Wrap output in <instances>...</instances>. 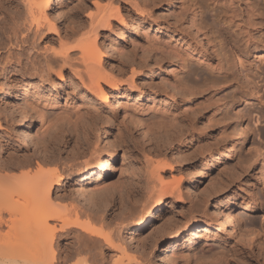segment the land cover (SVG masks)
Masks as SVG:
<instances>
[{
    "label": "rangeland",
    "instance_id": "1",
    "mask_svg": "<svg viewBox=\"0 0 264 264\" xmlns=\"http://www.w3.org/2000/svg\"><path fill=\"white\" fill-rule=\"evenodd\" d=\"M93 1L55 0L57 5L50 7V13L56 17L57 8L62 4L64 8L61 10L65 12L79 8L80 12L84 11L79 20L82 19L87 29V14L94 12ZM21 2L18 6L15 1L0 0V17L4 11L11 14L19 9L24 13ZM111 2L120 5L125 22L114 19L112 30H107L109 42H123L120 45L123 54L106 47L101 35L106 30L99 29L98 41L106 51L103 65L120 80L119 90L103 83L109 97L108 104L82 85L75 74L77 68L74 71L64 68L62 78L53 72L51 81H42L37 76H26L24 79L12 72L0 77V117L4 127L0 132H6L5 139L12 143L11 146L23 149L20 153L28 160L32 159L27 168L24 167L25 170L21 167V172L18 169L12 171L21 176L22 171L29 172L31 177L39 171L36 161L43 157H35L37 149L33 143L39 138V144L42 138L39 147L42 146L40 150L43 149L44 154H49L51 150H58L59 153L56 163H44V169L50 172L57 169L64 175L63 185L56 186L55 191L60 195H69L72 191L76 196L74 189L89 194L85 189L94 188V179L102 173L98 170L99 162L113 156V160L110 159L112 165L108 166L113 168L111 176L103 182L108 183L110 192L107 195L120 191L123 196L118 204L120 209L117 204L115 208L111 203L103 211L106 214L105 225L110 224L106 225L109 228L103 225V231H113L111 234L114 233L115 243L126 245L127 252L135 256L131 264H162L161 257L165 255L164 251L173 241L176 231L183 234L171 264H217L219 256L223 257V264H264V254L259 251L257 238L253 239L247 232L255 228L254 232L258 231L264 237V159L258 157L255 149L257 142L254 143L264 138V88H260L264 84V46L257 48L258 43L255 42L264 38V0H104L106 4ZM62 15L58 18L59 22H63ZM192 22L200 30L192 26ZM10 26L8 23L0 24V30L6 28V37L10 34ZM12 47L13 52H19L16 44ZM79 53L73 54L76 59L74 64L82 68L81 60L77 59ZM255 54H258L257 57ZM130 61L135 62L134 66ZM132 68L136 71L133 76ZM116 97L127 101L129 108L144 119L143 125H148V128L145 127L150 130L148 134L151 136L147 134L149 140L141 138L140 132L123 118L116 107ZM28 103L31 106H26ZM24 135L31 137L28 144L23 143L26 139ZM158 162L165 163L160 173L166 186L181 180L182 197L179 200L171 192H164L162 202L158 201V195L163 193L158 191L162 185L151 175L153 166ZM92 169L93 174L90 173ZM73 197L61 201L72 204ZM77 203L80 206L84 204L83 201L82 204L80 201L74 204L78 206ZM160 203L162 215L137 232V222L157 212ZM217 204L226 205L225 208L239 221L242 231L247 233L241 232L238 237L225 227L223 239L195 238L200 223L208 221L206 224L212 227L209 228L215 230L209 217L213 215L212 219L217 220L213 212ZM115 211L124 212L123 215L127 216L124 223L121 222L122 226L117 223L121 220L116 219L110 227L109 220ZM4 213L2 216L7 218L9 214ZM94 222L92 226L99 229L102 223L96 221L100 223L99 227ZM50 223L58 227V222ZM39 224H36L38 228L33 224L38 232L32 228L26 230L41 235H37V239L45 235L39 232L42 228ZM186 225L188 231H184ZM20 227L11 230L17 235L20 230H16ZM6 229V226L1 227V238L4 234L1 230L6 232ZM70 233H61L57 237L54 246L59 249H56L59 257L66 254L67 244L76 243L74 240L77 239L76 245H79L77 232ZM24 235V240L28 242L26 237L29 233ZM130 237H133L132 241ZM13 238L11 240L14 241ZM191 239H197L192 247ZM94 246L89 245V248L92 247L88 248L91 255H99L102 249L109 261L114 252L119 253L110 250L113 253L108 254L107 245L104 248L96 245L98 252ZM88 249L73 257L71 262H66H75L77 256H91L85 253L89 252ZM105 260V264L112 263Z\"/></svg>",
    "mask_w": 264,
    "mask_h": 264
},
{
    "label": "bare ground",
    "instance_id": "2",
    "mask_svg": "<svg viewBox=\"0 0 264 264\" xmlns=\"http://www.w3.org/2000/svg\"><path fill=\"white\" fill-rule=\"evenodd\" d=\"M14 1L16 2V4H18V6L20 5V2L22 1L21 3L24 4L23 5L24 13H22L23 11L21 12V10L19 11V9L18 11L13 9L14 11L12 10L13 12L11 14H7V12L4 11L3 12L4 15L0 17V24H4V23L11 24V26L8 28L9 33H10L8 37L4 35L6 32L5 30L6 28L4 30H2L1 28L0 30V64L2 65V66L0 65L1 66L0 67V77L1 76L3 77L5 74H8L9 72L10 73L12 72L16 76H21L24 79H26L28 76H33V77L37 76L40 78V80L43 81L44 79H46L47 81L51 78L53 72L57 73L58 75H60V78H62L61 75H62V70L64 68H70L73 71L77 68L75 70V74L77 73V76L80 78L81 82L83 83L82 85H84V87L91 94H93V96H96L97 98L107 103L109 101V97L107 96V91L104 88L103 83L115 88V90H119L120 80L113 73L108 72L107 69L104 67L103 56L106 51L104 52L103 50L104 48L102 47V45H100L98 41V36L100 35L99 29L106 30L103 34H101L103 37L102 38L103 42H105L106 44V47H108L110 50L116 51L118 54L124 52V50H121V47H120V45L123 44L122 41H119V44H116L113 41L109 42L107 40L109 37L107 30H112V21L114 19H118L122 23L125 22L124 16L120 9V5L118 4L113 5L114 2L106 4L104 3V0L93 1L92 4L94 6L93 8L94 12L90 11L88 14L85 13L87 14V17L89 20V21L87 20L89 24L86 23L88 24L89 27H87L86 29V25L82 21V19L81 21L79 20L80 16L84 12V11L80 12V10H78L79 8L74 11H72L71 10L72 8H70L72 12L67 11V10L65 12L64 9L61 10V8H64L62 6L63 4L62 5L59 4L60 6L57 8V13H56L57 15L55 17L54 16L55 14L53 15V13L52 14L50 13V7L53 5H54L53 7H56L57 5L55 3V0H11V2H14ZM88 6L91 7V5L87 4V7ZM67 9H69V7ZM83 9H87L89 11L88 8H83ZM87 10H85V12ZM62 11L65 12V13H62L63 15L60 14V12ZM67 12H70V13H67ZM21 13L24 14V16H22ZM60 15L64 16L63 22H59L58 18L60 17ZM20 18L22 19L20 20ZM192 23H193L192 26L200 30V27L195 26L194 22ZM61 26L63 27V30L61 29ZM205 34H206L205 35L206 40L205 39L204 40L207 41V33ZM255 42L258 43L257 48H260L262 45L264 46V38L263 40H261V42L260 41H255ZM42 43H45V45H42ZM14 44H16L18 48H20L19 52L15 53L11 50V48H13L12 45ZM77 51L80 52L79 53L80 57L78 56L77 58L76 56V58L81 60L82 66H83L82 68L75 67V64H74L75 63L74 60L76 61V59L73 57V54L74 55L75 53L77 54ZM130 63L133 66L135 64L134 61H130ZM131 71H132V76H133L136 73L135 68H132ZM131 78L133 79V77ZM49 81H51V79ZM254 86L258 87L256 84H254ZM260 88L261 89L264 88V84ZM127 103H128L127 101L120 100L117 97L115 99L116 107L118 111L122 112L123 118H126V121H128L131 125H133L134 126L133 128H135V130L140 132L141 138L145 139L147 137V134L150 131L149 129H147L148 125H145L147 128L143 125L144 119H141V116L139 117V115L136 114L137 112L136 113L133 112L134 110L132 111L129 108L130 106L127 105ZM119 104H123V105L120 106ZM28 105L31 106L29 103L26 106ZM32 105H36V104H32ZM0 114H1V110H0ZM1 119L2 117H0V129L4 128ZM243 134L245 135L246 133L243 132ZM6 135H7L6 132L5 133L0 132V229L1 227L6 226L7 228L6 232L9 233V235L11 236H9L4 231L5 229L1 230L5 234L4 235L2 232L3 238L6 241L3 238H1L2 237L1 235L0 237L1 238L0 264H66L67 263L66 261L73 260V257H75L77 254L78 255L81 254L82 251L84 253V251H86L89 248V245L91 246L92 244H95V246L98 245L99 248H102L103 246L107 245V248H108L107 253L110 255L113 253V252L111 253L110 250H117V252L119 253L114 252L115 256L113 257L114 254L111 257L109 256L110 257L109 259L111 260L109 261L106 259L107 257H106L104 250L103 252H101L102 249H100L99 250L100 252H99L97 250L98 246H97V249L94 246V249H96L99 252V255H96V254L91 255L90 253L91 251H89V249L92 248L91 247L88 249L89 252H85L87 255L89 253V255L91 256L88 257L86 254L85 255L87 257H85L84 255H82L84 257L77 256V260L75 262L72 261L73 263H70V264H105V262L103 263V260L105 259H106L105 260L106 262L107 261L112 262L109 264H131L133 261V257L135 256L132 257L127 252L125 248L126 245L125 246L121 244L117 245L115 243L116 241V240L114 241L115 236H112L114 233L111 234L113 231L110 233H105L103 231V227H104L103 225H105V221H106V216H105L106 214L104 215L103 211L111 203H114V207L116 206V204L118 205L121 202L122 196H123V194L120 191H117V193H111V195H107V193L110 192V190L108 189V185H107L108 183L105 182L106 183L105 184L103 182L105 179L111 176L110 170H112L113 168L111 169V167L109 168L108 166L112 165L110 163V159H112L113 156L112 158L111 157L108 159L105 158L104 161L99 162L98 170L102 171V173H100L97 176V178L94 179L96 181L95 182L96 186H94V188H91L90 186L89 189L88 188L85 189L86 191L87 190L89 191V194L85 193L84 191L82 193L78 191V189L77 190L74 189L75 191H77L76 196L75 194L74 195L72 194V191L69 195L68 194L60 195L59 193H57V191H55V187L63 185L62 181H63L64 175L62 174L61 171L59 170L56 171L57 169H55V171L53 172H50L49 169H44L45 162L46 163L47 162L56 163L57 159L59 158L58 150H51L50 153L48 152L49 154H44L43 149H41L43 152L40 150L42 146L39 147V144H42L43 142L42 138H40V143L38 144L37 140L39 141V138L37 136L36 138L38 139L35 140L36 142H34L33 140L32 142H34L33 144L36 147L35 149H37L36 152H34L35 157H38V155H41L43 157L42 160L37 159L36 161L39 164L38 166L39 171L35 172L34 176L32 177H31L32 173L29 174V172L22 171L24 176L23 175L21 176V174L20 175L15 174V172H13L12 170L18 169L21 172V169H23L25 166L27 168V166L32 162V159L28 160V158L24 154L20 153L23 149L20 150L21 148L11 146L12 143H10L8 140L5 139ZM28 136L24 135V137L26 138L23 140L24 144L25 142H27L28 144L29 143L28 141H31V137L29 138ZM149 136L147 137L148 140L150 139ZM108 139L111 140L110 137H108ZM110 140L108 141L110 142ZM257 140L260 141V139H257ZM261 140H262L261 142L255 140L254 143L257 142V145H255L256 146L255 149L257 150V153L259 154L258 157L260 159H264V151H263L264 138ZM144 142H147V140ZM107 144H110V143L107 142ZM10 149H13V150H10ZM45 150H46V147H45ZM45 153H47V150L45 151ZM163 167H165V163L163 164V163L158 162L156 165L153 166V170L151 171V175L155 179H158L160 181V184L162 185V187L160 186L162 188V189L160 188V190H163V191H160V190L158 191L163 192V193H160L158 195L157 197L158 201L162 202L163 197H164V192L167 194L168 192H171L177 199L182 197L181 189H180L181 180L180 181L177 180L176 183H172L171 186H169L171 183L166 186L165 184L166 181L164 182L163 176H161L162 174L160 173V170L161 168L163 169ZM26 168H24L23 170H25ZM36 169L38 170V168ZM10 171L13 173H11ZM90 173L91 174L94 173L93 169L90 171ZM25 174L30 177L25 176ZM85 178H87V175ZM13 186L15 187L17 186V187L12 188ZM95 187L97 188L95 189ZM106 189L108 190L106 191ZM54 193L55 195L56 194L57 195L55 196ZM200 195L201 194L199 193V196ZM72 196H74L73 197L74 202L72 204L71 203L66 204L65 202L61 201V200L65 201V199L69 200V198H72ZM76 200L80 201V204H82L81 202L83 201L84 202L83 206L82 205L80 206L78 203L77 204L80 207L76 206L74 204L77 202ZM225 206L222 207L218 205L215 208L213 207L214 208L213 212L217 215L216 217L217 220H215V218L212 219L213 215L209 214L210 215L209 219L212 220L211 223H212V226L215 228V230L212 231L210 229L212 227L206 224L208 221L204 223H200L198 225L197 232L195 233L196 234L195 238L200 237V236H203V237L206 236V237H213L216 240L223 239L225 235L224 233L225 227L229 228L233 235L236 234L239 237V234L243 232L241 228L242 226H240L239 221L235 219L234 216H232L233 214L229 212V209H226ZM118 209H120L119 205H118ZM4 212L8 213L9 217L7 216V218H4L2 216V213ZM162 212L163 210L161 208V203H160L159 209L157 212L150 213V215L147 214L148 217L137 222L136 227H135V229L137 228L136 231L140 232L141 230H143L145 227H147L151 223L153 224V222H155L156 219L162 215ZM123 213L121 214V212H116L113 215V217L110 218L109 220L110 222L107 220V222L111 223L110 227H112V222H115L116 219L121 220L119 221L120 223L117 222L119 225H121V222L122 224L124 223L123 220H125L124 218L126 214L123 215ZM33 214H35V216ZM32 215L34 218L32 217ZM82 216H85V217L87 216V218H84V217L81 218ZM84 219H86L87 221ZM51 221L58 222L57 223L58 227L55 226L56 225L55 223L54 225L51 224L50 223ZM96 221L102 223V225H100V223L98 224ZM92 222H94L93 224L97 223V226L100 225L102 228L100 226L99 227L101 229L100 228L97 229L98 228L97 226H96L97 228H94L92 226ZM39 223L42 224V228H41L42 230L41 229L40 230L38 229V230L39 232L41 231L40 233L42 235L44 234L45 235L43 236V238L39 237V239H37L38 234L35 233L36 234L35 235L26 230L30 231L31 228L34 229L33 227L37 226ZM33 224H35V226H33ZM50 224L51 226H55V227L49 226ZM118 224L117 225L115 224V225L118 226ZM25 225H27L28 227ZM106 225L109 226L110 224H106ZM106 225L105 227L109 228ZM19 226L21 227L16 231L18 232L20 230L19 231L20 233L16 232L17 233L16 235L14 233L15 231H12L11 229L14 228L13 230H15ZM23 226L25 227L23 228ZM46 227L48 228L47 229L48 232H46L45 230ZM8 229L13 234L9 232ZM253 229L254 230H251V231L249 229L250 232L249 231L247 232L251 234L253 239L254 237L257 238L256 239L257 244L260 246L259 251H261V253L264 254V237L258 231L255 233L254 231L256 229L255 228ZM36 230L34 229L35 232H38ZM104 230L106 229L104 228ZM109 230L111 231L112 228ZM188 230L189 228L186 225V228L184 231H188ZM21 231H23V233ZM73 231L77 232L76 237L78 236L80 237L79 245L78 244L76 245V243H78L77 239L74 240L76 241V243L74 242L70 243L72 245L67 244V246H65L66 248L64 247L65 250L67 251L65 252L64 250L66 254L62 257L61 256L59 257L58 256L59 249L56 247V249H58V251H56L55 246H54L55 242L57 243V239H58L57 237L61 235V233L68 234L70 232L73 233ZM244 232L242 234H244ZM24 233L25 234L29 233L30 235V237L29 235L26 237L28 242L24 240L25 238ZM182 234L183 233L180 231H176V233H174V237H172L173 241L171 240L172 242L171 243L169 242L170 244L164 251L165 255L161 257L162 259L160 258L162 264H171V260L174 259L175 257L174 255L178 252V247L180 244ZM250 234H247V235L250 236ZM38 236H41V235H38ZM10 237L12 238L15 237L16 239L13 238L14 239L13 241L11 240L12 238ZM31 238H33L32 241H31ZM132 238L130 237L131 239L130 241L133 240ZM195 240L197 239H191L190 247L194 246ZM80 241H81V244H80ZM96 250H93V251H96ZM108 251H110V253ZM98 252L96 253L98 254ZM91 257L93 258L90 260ZM212 258L214 260V257ZM175 259H177V257ZM134 261H137V259ZM216 261H217V264H223L224 260L222 256H219Z\"/></svg>",
    "mask_w": 264,
    "mask_h": 264
}]
</instances>
